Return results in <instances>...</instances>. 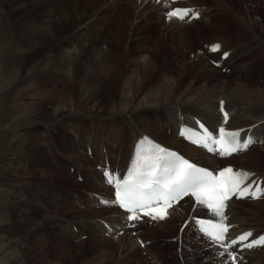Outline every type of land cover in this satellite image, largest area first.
<instances>
[{"label": "bare ground", "instance_id": "bare-ground-1", "mask_svg": "<svg viewBox=\"0 0 264 264\" xmlns=\"http://www.w3.org/2000/svg\"><path fill=\"white\" fill-rule=\"evenodd\" d=\"M6 1L11 3L14 9L17 8L22 12L27 10L35 14V17H30L33 21L29 19L24 24L28 37H31L32 33L44 34L45 27H49L53 22L54 13L50 11L52 4L43 5L45 0ZM110 1L107 0L104 3L105 8L100 16L112 18L115 11L113 4H123L124 7L121 6L117 18L121 22H118L116 18L113 20L117 22L118 29L122 32L114 33L113 41L115 44H121L123 52H132L128 61L131 74L137 75L141 72L142 76L140 75L138 79L131 75L119 81L116 85L119 87V92L115 98H112L114 101L109 100L108 105L105 104L104 107L99 104L98 95L101 93L100 86L101 88L104 86L103 90H106L111 80L107 76L110 66L115 62L109 59H116L115 51L110 50L106 53L105 56H109L108 60L103 59L94 48L81 58L78 57L79 55L74 57L75 51H66L67 54L63 53L64 60H61L57 51L45 52L44 50L43 54L33 56L35 58L27 62L25 60L27 55L40 46L30 42L22 43L14 33L2 28L3 14L0 11V86L5 88L8 98L13 103L20 99L21 89L29 90L28 87L35 83L37 90L32 91V94L27 92L29 94L26 99L29 105L27 112L30 117L46 122L40 127L37 124V131L32 135L41 138L39 142L42 143L49 157L45 161L40 159L42 161L40 164L34 163L32 166L34 175L29 172L30 174L25 176L19 175L15 179L7 180L9 190L12 192L9 208L15 215L14 223L18 228L21 229L22 226L27 232L30 231L28 233H33L35 243L44 245L46 240L49 241V237L52 240L54 234L47 233L49 237L45 235L46 240H44L42 234L45 231L37 228L45 223L51 226L68 218L70 220L63 227L69 228L62 229L65 231L64 238L60 240L63 246L72 245L70 241L73 239L69 233H72L75 241L77 236L84 235L85 239L88 238L94 243L100 241L104 251L112 248L113 253L110 256L112 258L116 256V264L164 263L161 261L163 253L159 252L161 256L157 255V249L151 247L153 242L149 244L148 237L144 238L147 230H151L150 234L157 233L154 238L160 237L159 239L165 243L163 246L174 247L176 251L174 257L182 256L178 259L179 264L184 262L191 264L197 258V264H230L227 254L230 249H233L234 253H237L236 258H239L233 262L238 260L239 264H263L264 256L259 260L255 251L259 252L264 245L245 248L243 244L264 236V217L262 216L264 213V195H262L264 193V138L262 135L264 133V69L259 66V57L264 56V0H174V2L168 0L167 3H161L158 0H134L132 5H126L127 0ZM66 2L69 0H51V3L56 5ZM175 7L191 10L184 22L169 20L165 17L166 11ZM34 8H38L40 13L33 10ZM38 13L42 14L38 15ZM197 13L198 16L194 17L193 14ZM100 16L97 19L100 18L103 21V17ZM215 17L236 23L238 30L222 34L216 30L217 28L214 29L211 26ZM108 19L103 21V25L107 24ZM202 19L203 27H211L215 31L206 36L211 43L205 49H199V44L196 46L197 41L205 36L194 37L196 32L200 31L196 24ZM77 20L79 17H76L74 23L76 33L88 21L85 19L77 22ZM221 25V28H225L228 24ZM142 29H147L148 32L144 33ZM101 30L96 31L101 32ZM81 34L88 36L89 32L84 30ZM63 39L58 41L60 45ZM58 45L56 44L55 48L60 46ZM214 45L220 46L217 51H212ZM59 50L64 49L59 48ZM170 51L172 56L169 59L161 58V61L158 59V52L164 55L165 52L168 54ZM147 53L153 56L151 60L145 55ZM159 68L163 71L156 75L155 72ZM68 69H70L69 74L66 75L65 71ZM149 71L150 74H148ZM154 74L152 87L148 89L145 76L152 78ZM247 76H250V81L245 82ZM131 80L133 81L130 82ZM144 92H146L145 95L141 96ZM220 107H224L228 114L226 123L224 114L218 109ZM171 110L183 115V122H180L182 116L171 119L165 115ZM196 117L201 118L202 123H205L206 127L212 131L218 127L240 129L242 141L251 137L254 142L246 150L228 157L202 150L183 140L177 131L179 126L184 124H195ZM17 124L18 121L15 120L10 127L14 128ZM87 124H89L90 133L95 132L97 127L99 134L95 137L89 134L85 140L86 148L80 144L81 139L78 140L75 148L70 146V141H65L66 136L61 138L62 142L53 141L54 132L57 134V131L65 130L69 133L72 132L70 128L73 126V132L76 134L82 125ZM78 134L80 136L81 132ZM49 135L51 139L48 140ZM143 135L179 150L203 166L219 169L225 165H232L245 169L250 174L246 185L260 183L262 193L257 196L261 198L235 195L226 202L224 220H221L219 216L213 217L212 215L215 214L211 209L196 204L190 197L183 198L167 210L169 213L167 216L170 215L168 221L166 219L152 220L148 216H140L137 221L127 220L128 215L119 210L116 205L104 207L101 205L104 203L99 202L114 200L113 188L105 183L104 173L107 170L114 173L116 177L122 176L129 165L134 144ZM80 137L83 142V134ZM14 159L16 166H19L17 159ZM66 162H73L75 165ZM97 166L100 171L97 170ZM35 179L37 182L41 179L43 192L38 195L36 191L39 189L36 187L38 190L31 191V196H23V191L32 189L28 187L34 185ZM62 180L65 184L59 182ZM78 186L83 188L59 195L61 190L66 191L68 188ZM253 189L251 188L250 191H254ZM11 197L7 198L11 199ZM63 197L67 198L66 203ZM29 212L39 213V220L33 221ZM205 212L208 214L204 215ZM205 217L213 219L214 223L228 225L223 247L221 244L213 243L199 231L196 221ZM180 219L178 228L181 226V230L184 229L181 238L178 232L175 235L171 233V227ZM149 222L155 224H148ZM145 224L148 229L145 228ZM157 224L159 225L155 226ZM106 225H110L109 229ZM159 226L168 227V229L156 230ZM70 227L75 229V233ZM80 227H83L84 231H81ZM116 231H121V235H116ZM248 232L252 233L248 241L233 245L227 249V253L225 252V244H230L232 240ZM25 235L20 234V230L17 233L19 239ZM141 235L146 240L143 249L137 239ZM101 236L113 240L106 241ZM195 251L198 257L196 253H193ZM216 252L225 253L226 257L217 259ZM104 255H99L100 258L96 260H101L95 261L94 264H107L108 257L105 259Z\"/></svg>", "mask_w": 264, "mask_h": 264}, {"label": "rangeland", "instance_id": "rangeland-1", "mask_svg": "<svg viewBox=\"0 0 264 264\" xmlns=\"http://www.w3.org/2000/svg\"><path fill=\"white\" fill-rule=\"evenodd\" d=\"M77 1L78 2H76V3H73V1H71L72 2L71 3L69 0V2H66L64 4L56 5V4L51 3V0H45L43 2V5L52 4V6L50 7L51 8L50 11L52 13H54L53 14V22L51 23V25L49 27L48 26L45 27L46 32H44V34L32 33L31 37H28L26 35L27 29L24 28V24L29 19H30V21H33L31 19L33 17H35V14L28 12L27 10L26 11L24 10V12H22V11L18 10L17 8L14 9V6L11 3L7 2L6 0H0V11L3 14L2 19H1V23L3 26L2 28H4L7 31H11L12 34L14 33V35L17 36L18 39L22 43L23 42L24 43L30 42V43H34V44L40 46L35 51L30 52L27 55V57L25 58V60L27 62L34 59L36 56H39L41 53L43 54L44 50H45V52L47 50L55 51V52L57 51L60 54L59 57L61 58V60H64L63 53H65L66 51L67 52L75 51V52H73L74 57L79 55L78 57L81 58L82 56L87 54L89 50L94 48V50L96 52L100 53V56L103 57V59L106 58L107 60L109 59V56H105L106 53L110 52V50L112 52L115 51L114 56L116 57V59H109V60H112L113 62H115L113 64L114 66L113 65L110 66L113 70L110 68V71H109L108 76H107V78L110 77L111 80H109L110 82L107 81V82H109V84L106 86L107 87L106 90H103V89H105L104 86H102L103 88H101V86H100L101 93L98 95V97H99L98 102H99V104H101L104 107V105L105 104L108 105L109 100H113L112 98H115L116 97L115 95H117V93L119 92V87L116 86L119 81L124 79V77L126 78V77H129L131 75H132V77L134 76L133 78L136 77V78L140 79V77L142 76V73L140 72L141 74L138 73L137 75L131 74V71H130L131 66L128 63V61L132 55V52H129V51L123 52L121 44H119V45L115 44V42L113 41L114 33H117V32L121 33L122 32L121 30L118 29L117 22H113V20H115L114 18H116V20H118V22H121V20H119L117 18L119 17V11L121 9V6H123V4L122 3L113 4V10H115V11L113 13L114 15L111 16L112 18H110V16H107V17H105L104 15L100 16L102 13V10L105 8L104 3L107 2V0H77ZM133 1L134 0H127L126 5H132ZM99 6H101V7H99ZM33 10L39 12L38 8H34ZM94 10H95V12H94ZM39 13H38V15H41L42 13H44V11L41 14H39ZM88 16H90V17H88ZM99 16L103 17V21L107 20L109 18L107 24L103 25V21L100 18H99L100 20L97 19ZM30 17H32V18H30ZM76 17H79V20H77V22L84 21L85 19L88 20L87 23L83 25V27L81 26V28L78 29L77 33H76V30L74 27ZM165 17H167L166 13H165ZM58 19H59V21H57ZM220 19L221 18H219V17H215V19L212 20L213 23L211 26H213L214 29L217 28L216 30H218L222 34H227L228 32L238 30V26L235 25L236 23L229 22V21L223 19L225 21L224 22L222 19L221 20ZM203 21L204 20L202 19V20L198 21V23L196 24L200 28V31H197L196 34L194 35V37H196V38H200V36H205V38H203V39L200 38L196 43V46H197V44H199V49L200 48L205 49V47L209 46V44L211 42H210V39L206 36L213 34V32H215L214 29H212L211 27L210 28L203 27V24H204ZM225 23H226V25L227 24L228 25L225 28L224 27L221 28V26H222L221 24L225 25ZM112 24H113V26H112ZM215 25H217V26H215ZM105 27H107V28H105ZM99 28H103L102 30H105V31L103 32ZM84 30H88V32H89L88 36H84L81 34L82 32H84ZM96 30H101V32H98ZM142 31L144 33L148 32L147 29L146 30L142 29ZM90 37H92L91 38L92 40L90 39ZM62 38H64V39L61 41L62 43L60 45V42H58V41H60ZM56 44L60 45V46L58 45L59 47H56L57 50L55 48ZM59 48L60 49L63 48L64 50L60 51ZM105 50H106V52H105ZM31 51H32V49H31ZM158 53H157V55H158V59L160 61H161V58H162V60L164 58L169 59L172 56V51L168 52V54L165 52L164 55H162L161 52L159 54ZM65 54H67V53H65ZM75 54H77V55H75ZM145 55H147V58L149 60H151V58L153 57L150 53H147ZM149 55H150V57H149ZM33 56H35V57H33ZM259 58H260L259 66L262 69H264V56L262 55ZM63 70H65V69H63ZM63 70L61 71L62 73H63ZM69 70L70 69L65 71L66 75L69 74ZM162 71L163 70L159 68V70H157V72H155V73L157 75L158 72L161 73ZM148 74H150V71ZM145 77H146L145 83L147 84L146 86H148L147 88L150 89L152 87V83L155 79V74L152 75V78H150L149 76H145ZM249 79H250V76L249 77L247 76V78H245V82L250 81ZM132 81L133 80H131L130 82H132ZM115 82H116V84H115ZM32 85H31L32 87L31 86L28 87V89L30 88L29 90L21 89L20 90L21 94L19 93L20 99H18L17 102H13V103L8 98V94L5 90V88H1V86H0V210H2V211H0V249H2V250H0V254L2 253V255H0V264H94L95 261L101 260V259L96 260L99 257V255H101V254H105L104 255L105 259L108 257L107 264H116V262H115L116 256L114 255L113 258L110 256L113 253L112 248L108 249L107 251H104L101 248L100 241L94 243L92 241H89L88 238L85 239L84 235L83 236H77V238H76L77 242H76L75 237L72 235V233H69V235L71 234L70 235L71 239H73L70 241V242H72V245H67V247L63 246L61 244L60 240L64 238V232L65 231H63L62 229L65 228L67 230V228H69V227H63L67 223V221L70 220L68 218L62 219L60 221V223H57V222L55 224L53 223V224H51V226H49L48 223H45V224H42L41 227L37 228V229H42L45 231V233L42 234V237L44 238V240H46L45 235H47V233H49L50 235L54 234L52 240L50 239L49 235H47L49 237L48 238L49 241L46 240V243L44 244L45 246L43 245V243H35L33 233H28L30 231L27 232L26 229L23 228L22 226H21V229L18 228V226H16V224L14 223L15 215H14V213L11 212V210H10L11 208H9V206L12 202V197H11L12 192L9 190L10 188L8 187L9 183L7 180L15 179V177L19 176V175L25 176L27 174H30L29 172H31L34 175L35 171L33 170V167H32L34 165V163L40 164L42 161H45L49 158L48 155L46 154L45 150H44V146L42 145L41 142H39V139H41V138H38L37 135H32V134L36 133L38 125L40 127V125H44V123H46L43 120L41 121L38 119H34L28 115L27 109H29L28 108L29 105L26 103V101H27L26 99H27L29 94H32V91L37 90L36 89L37 86L35 85V83H33ZM31 88H33V89H31ZM147 88H146V91L148 90ZM145 93L146 92H144L143 95L141 94V96H144ZM61 100L63 101V99H61ZM104 101H106V102H104ZM204 102L209 103L207 101H204ZM60 104H62V103L60 102ZM22 106H24V107H22ZM233 111H235V109H233ZM178 114H180V113L179 112L177 113L174 110L173 111L172 110L167 111L165 113V115L171 119L178 116ZM179 116H183V115H179ZM15 120L18 121L17 126L14 128L10 127ZM88 125L89 124H87L85 126L82 125L80 127V131H77L78 133L81 132L80 136L83 134V142H82V138L79 136V134L78 133L75 134V132H73V129H72L73 126L70 128L71 129L70 131H72V132H69V133H68V131H65V130H64V132L57 131L58 132L57 134H56V132H54L52 134L55 136V139H53V141H55L56 143H57V141L62 142L61 138L63 139L64 136H66L67 139H65V141H68V142L70 141L69 142L70 146L75 148L77 143H78V140L81 139L80 144H82L86 148L85 140L89 136V134H91L94 137L99 134L97 132V130H98L97 127L95 129V132L90 133L89 129H88ZM82 129L84 131H82ZM173 131H175V130L173 129ZM262 135L264 138V133ZM37 138H38V140H37ZM47 139L48 140L51 139V135L47 136ZM72 141H73V143H72ZM36 142L40 143L41 145L37 144ZM40 148H43V149H40ZM80 149H81V147H80ZM75 150H77V149H75ZM53 154H54V149H53ZM25 157H26V159H25ZM14 158L17 159L16 162L19 163V166H16ZM20 158H22V159H20ZM36 160H37V162H36ZM31 162H32V165H31ZM55 162H56V160H55ZM66 163L75 165L73 162H66ZM99 166H101V165H99ZM30 170H32V171H30ZM97 170L100 171V168L98 166H97ZM40 180L41 179H39V182H37V179H35L34 185L32 187H28V188H32V189L31 190L29 189L30 191H26V192L23 191V196H29V195L31 196L32 195L31 191H36L38 189L39 190L36 192L38 193V195H40L41 192H43V188H44L43 184L40 183ZM59 182L65 184L63 180L59 181ZM78 183H80V182H78ZM83 185L84 184H82V186ZM82 188L83 187L78 186V187H73L70 189L68 188V189H66V191L59 189V190H61V191H59V195L65 194L66 192L81 190ZM7 197H9V198L11 197V199H9ZM66 197H69V196H66ZM66 199L67 198H64V203H66V201H68ZM249 201H251V200H249ZM99 202L101 204V200ZM101 205H103L104 207L107 206V204H101ZM44 209L45 208H43V210ZM7 210H8V212H7ZM3 212L6 214L4 215ZM38 214H37V212H29V215L31 216V218L35 222H36V220L38 221L40 218V215H38ZM205 214H208V213L205 212L204 215ZM2 215H3V217H2ZM212 216L217 217L216 215H212ZM262 216L264 217V213H262ZM183 217L184 216H182V218ZM168 218H170V215L167 216L166 220ZM181 219L178 220L177 222H175V225L171 227V233L173 235H175V233L177 234V232L179 233V231H182V233H183L184 230H181V226H180V228H178L179 222L181 221ZM248 222H251V220H248ZM158 225L159 224H157L155 226H158ZM144 226H147V225L145 224ZM8 227H9V229H8ZM109 227H110V225H106L107 229H109ZM70 229L72 230L73 233H75L74 232L75 229L73 227H70ZM147 229L144 228V230H147ZM166 229H168V227L163 228V227L159 226L156 228V230H162V231H165ZM19 230H20V234L22 233L24 235L25 234H27V235H25V237L22 236L19 239V237H17V233ZM60 230H62V231H60ZM80 230L84 231L83 227L82 228L80 227ZM149 232H151V230H147L146 233L148 234ZM82 233H84V232H82ZM146 233L144 235L146 237H144V238L148 237L147 241H150V243L148 242L149 244H151L153 242L151 244V247H153V249H157L156 254L159 255L160 253L161 254L163 253L162 259H161V261L164 262L163 264H175V263L179 264L178 259L182 258V256L181 257H177V256L174 257L175 252H176L174 250V247H171V246L167 247V245L163 246V245H165V243H163L161 241V239H159L160 237H158L159 241H158V239L154 238V235L157 236V233L156 234L155 233H153V234L149 233L148 235H146ZM115 234L121 235V231H116ZM9 235H11V236H9ZM66 235H68V234H66ZM181 235L182 234H180V238H181ZM150 236H151V239H150ZM101 237H103L102 239H105L106 241L107 240H113L112 238L109 239V237H105V236H101ZM140 237L142 239L143 235H141ZM144 238L142 240H138V243H140V245H141V249L144 248V245L146 243V240H144ZM16 239H18V240H16ZM154 239H155V242H154ZM14 240H16V242ZM77 243H79V244H77ZM159 250H161V251H159ZM255 252H256L255 255H257L259 257V260L264 256V248L259 250V252L258 251H255ZM4 253H6V254H4ZM193 253H196V255L198 257V254L196 251ZM229 253L234 255L235 259L239 260L238 257L236 258L237 253L236 252L234 253L233 249L228 250L227 254L229 255ZM261 253H262V255H261ZM149 254H151V253H149ZM161 254H160V256H161ZM151 255H153V254H151ZM153 256L155 258H157L155 255H153ZM165 256H167V257H165ZM192 256H194V254ZM222 257H226V256L220 255V253L216 252V258L217 259H221ZM170 258H171V260H170ZM199 258H200V256H199ZM102 259H103V257H102ZM174 259H176L175 260L176 262L173 261ZM238 260H236V262H233V259L231 258V256L230 255L228 256V261L230 264H239L237 262ZM196 261H198V258L193 263L197 264ZM231 261L233 263H231ZM193 263H191V264H193ZM183 264H185V262ZM263 264H264V262H263Z\"/></svg>", "mask_w": 264, "mask_h": 264}, {"label": "snow or ice", "instance_id": "snow-or-ice-1", "mask_svg": "<svg viewBox=\"0 0 264 264\" xmlns=\"http://www.w3.org/2000/svg\"><path fill=\"white\" fill-rule=\"evenodd\" d=\"M158 2L167 3L168 0H158ZM190 12V9L175 7L166 11V16L169 20L175 19L184 22ZM193 15L196 17L198 13ZM219 47V45H214L212 51H217ZM221 111H223V107H221ZM227 120L228 114L224 112L225 123ZM187 131L190 137H196L192 141L193 143L222 157L246 150L254 142L251 137L242 141L239 132L226 131L223 127L218 129V137L206 128L203 134L196 133L191 129ZM249 175V173L235 171L230 167L214 174L196 167L174 152L149 143L147 150L141 145L137 151L135 163L123 179L116 177L114 173L105 171V183L114 186L115 199L102 200L101 202L107 205H118L125 209L130 213L126 217L127 220H139L138 211L142 212L144 216L151 217L152 220H164L169 214L167 209L173 206V201L178 202L185 196H191L195 198L198 205H205L221 220H224L226 201L232 196L250 195L254 199L261 198L257 196V193H262L259 187L256 191H250V187L245 184ZM196 223L199 225L201 233L213 243L223 246L228 231L225 224L204 220H198ZM251 236V232L240 235L225 247V252L233 245L248 241ZM257 245H264V236L243 244L245 248ZM224 254L220 253V255ZM229 255L234 261L235 256L231 253Z\"/></svg>", "mask_w": 264, "mask_h": 264}]
</instances>
